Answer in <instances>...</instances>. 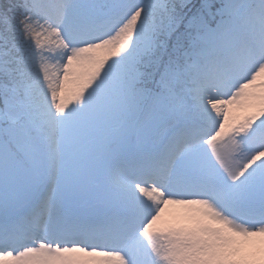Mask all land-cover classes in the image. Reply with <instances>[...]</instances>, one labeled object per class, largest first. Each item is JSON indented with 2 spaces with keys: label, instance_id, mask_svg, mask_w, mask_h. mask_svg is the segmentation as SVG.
<instances>
[{
  "label": "snow or ice",
  "instance_id": "6c2138e0",
  "mask_svg": "<svg viewBox=\"0 0 264 264\" xmlns=\"http://www.w3.org/2000/svg\"><path fill=\"white\" fill-rule=\"evenodd\" d=\"M0 264H264V0H0Z\"/></svg>",
  "mask_w": 264,
  "mask_h": 264
}]
</instances>
